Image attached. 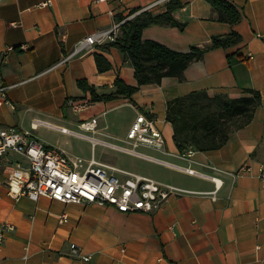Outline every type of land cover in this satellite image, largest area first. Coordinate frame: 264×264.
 <instances>
[{
    "label": "crops",
    "instance_id": "crops-1",
    "mask_svg": "<svg viewBox=\"0 0 264 264\" xmlns=\"http://www.w3.org/2000/svg\"><path fill=\"white\" fill-rule=\"evenodd\" d=\"M156 1L0 0V85L7 86L10 101L0 104V127L29 131L46 145L67 151L43 141V128H54L31 125L44 120L69 129L64 123L68 122L79 130L81 120L96 116L97 126L90 134L121 143L135 114L142 111L153 117L164 146L140 145V151L174 164H189L214 176L216 183L137 157L146 165L130 171L189 192L169 196L151 212L62 202L44 195L36 200L13 197L5 169L14 161L24 163L25 158L8 151L0 158V228L10 223L13 229L4 232L0 264H264V187L256 176L258 163L264 161V0H227L241 14L234 24L216 20L205 0H179L181 6L171 13L183 27L150 23L141 31L143 40L181 52L191 45L206 46L213 35L231 31L240 35V41L206 50L188 63L180 77L163 76L159 82L140 84L130 98L119 95L86 103L78 113L64 104L69 96L86 100L77 79L100 89H111L117 77L137 83L133 66L110 40L76 54L73 49L80 39L111 28L119 16L127 17L131 10L137 13ZM166 1L146 10L163 12ZM119 34L118 30L115 37ZM8 46L14 49L6 51ZM94 53L107 59V70L97 69ZM246 88L260 94L252 118L234 129L220 147L196 149L191 161L181 158L172 125L165 119L166 102L198 90L234 98L246 94ZM243 163L249 169L239 171ZM61 213L66 214L65 221H59ZM73 245L89 259L72 256Z\"/></svg>",
    "mask_w": 264,
    "mask_h": 264
},
{
    "label": "built area",
    "instance_id": "built-area-1",
    "mask_svg": "<svg viewBox=\"0 0 264 264\" xmlns=\"http://www.w3.org/2000/svg\"><path fill=\"white\" fill-rule=\"evenodd\" d=\"M158 1L147 5L144 9L158 4ZM134 14L135 12L126 18H130ZM121 22L123 20L115 22L107 30H99L80 39L75 43L73 54L90 49L97 43L113 41ZM20 48H25V45H20ZM12 49L14 46H8L5 50ZM248 57L250 58L251 55L249 54ZM6 88V85H0V104H10L5 93ZM64 104L70 107L73 113H78L85 106L84 102H79L71 96L65 99ZM78 124L82 130L80 132L52 125L44 120H37L31 126L35 128L37 125H43L63 133L84 136L91 141L92 146L100 143L120 152L176 167L191 175L209 177L215 183L217 181L214 176L205 175L189 164H174L140 151V145L157 149H163L164 146L163 135L155 125L153 117L142 111L135 114L121 143L98 139L90 134L96 129V116L83 119ZM8 151L21 154L25 158L24 163L14 161L5 169L8 193L13 197L26 195L36 200L39 195H44L62 202L97 203L112 205L126 212H151L156 210L169 196L189 192L188 189L174 184L98 160L93 155L88 159L78 155H67L64 150L46 145L29 131L19 130L12 125L0 127V158H3ZM195 151L196 149L188 146L179 150V156L191 161ZM248 169V165L245 163L239 166V171ZM256 176L264 187V161L258 163ZM211 197L215 198V191L211 193ZM66 217L65 213L58 216L59 221H65ZM12 229L13 224L10 223H4L1 226L0 245L4 240V232ZM69 251L74 257L89 259V255L80 253L77 245H73Z\"/></svg>",
    "mask_w": 264,
    "mask_h": 264
},
{
    "label": "trees",
    "instance_id": "trees-1",
    "mask_svg": "<svg viewBox=\"0 0 264 264\" xmlns=\"http://www.w3.org/2000/svg\"><path fill=\"white\" fill-rule=\"evenodd\" d=\"M216 13V20L234 24L241 18L237 7L227 0H205ZM166 10L153 13L141 10L132 17L119 16L120 34L110 42L119 49L134 69L135 85L128 84L118 77L111 89H100L89 84L86 79H77L76 85L83 91L82 102L108 101L123 96L130 98L140 84L159 82L163 76L180 77L188 63L199 59L212 48H226L237 44L241 37L236 31L224 35H213L208 45H191L187 51H174L156 41L143 40L141 31L150 23H159L182 28L184 23L177 21L172 11L181 6L179 0H167ZM136 10H131L133 13ZM99 71L107 70L110 63L99 53H94ZM230 59V54L227 55ZM246 94L228 97L225 94L209 96L205 90L191 91L166 102L165 119L173 128V140L179 150L193 147L208 150L220 147L236 128L248 122L255 107L260 102L259 90L244 89ZM76 99V98H75Z\"/></svg>",
    "mask_w": 264,
    "mask_h": 264
},
{
    "label": "rangeland",
    "instance_id": "rangeland-1",
    "mask_svg": "<svg viewBox=\"0 0 264 264\" xmlns=\"http://www.w3.org/2000/svg\"><path fill=\"white\" fill-rule=\"evenodd\" d=\"M116 111L120 113L123 110L117 109ZM73 119L75 120V118ZM64 123L72 131H82L80 128L78 130L75 124H70L68 122ZM43 141H48L65 148L67 150L65 151L67 155H78L85 159H88L93 155L98 160H105L107 163L109 162L127 170L140 169L146 165V163L144 164L133 155L113 150L103 144L96 143V147L92 146V143L88 138L73 133H61L54 129L47 130L43 128Z\"/></svg>",
    "mask_w": 264,
    "mask_h": 264
}]
</instances>
